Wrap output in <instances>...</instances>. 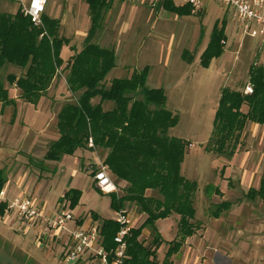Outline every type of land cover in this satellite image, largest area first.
Wrapping results in <instances>:
<instances>
[{
	"label": "trees",
	"instance_id": "1",
	"mask_svg": "<svg viewBox=\"0 0 264 264\" xmlns=\"http://www.w3.org/2000/svg\"><path fill=\"white\" fill-rule=\"evenodd\" d=\"M113 1L85 0L90 27L79 49L70 45L73 53L66 60L60 52L70 39L60 33L59 18L43 14V26H36L21 7L14 13L0 11V72L5 66L18 68L19 74L8 72L5 80L19 90L18 96L23 102L36 105L48 94L64 64L63 70L67 71L64 79L74 100L61 103L54 120L57 137L47 144L43 159L57 161L79 150L94 151L122 191L108 193L110 206L116 211L127 203L133 204L144 215L143 222L131 226L124 236L123 264H171L169 257L197 226L194 196L198 184L181 172V163L191 142L170 134V129L178 123V116L167 108L162 87L146 85L147 66L126 77L107 79L116 64L115 51L93 39ZM158 4L178 15L191 14L187 4L177 5L172 0H159ZM226 24L224 18L215 20L208 44L200 54L202 67H208L213 58L223 53ZM182 57L192 60L188 50H183ZM248 73L251 94H245L243 89L222 87L205 150L230 157L250 122L264 127V65L251 64ZM12 102L8 87L0 79V103ZM89 140L92 146L88 145ZM89 171L92 175L94 167ZM6 180L4 168H0V190ZM209 188V184L204 186L205 191ZM213 189L219 190L217 186ZM79 196L77 188H69L63 195L70 206L76 204ZM245 196L259 197L264 203V176L259 187L250 188ZM231 203L230 200L215 203L210 215L218 217ZM5 206L6 202L0 201V215ZM173 214L175 238L167 241L165 256L160 261L157 250L164 238L156 222ZM92 216L99 218L96 213ZM99 224L102 246L110 251L116 245L114 236L120 224L113 218H102ZM143 229L150 234L148 241L140 239Z\"/></svg>",
	"mask_w": 264,
	"mask_h": 264
},
{
	"label": "rangeland",
	"instance_id": "2",
	"mask_svg": "<svg viewBox=\"0 0 264 264\" xmlns=\"http://www.w3.org/2000/svg\"><path fill=\"white\" fill-rule=\"evenodd\" d=\"M175 1L179 4H183V0ZM27 2L28 0H0V11L14 13L17 8H23ZM81 2L82 0H47L46 5V7L48 6V9H50V16H55L62 20L60 33L64 36H68L72 43L80 46L82 45V40L77 37V28H83L84 26L88 27L89 25L87 12L85 13L82 11L83 9L80 10ZM156 2L157 0H115L111 13L110 11H106L104 14L102 27L104 28L107 25L108 18L109 20L112 19V22L115 19H122L124 21V19L129 16L130 9L149 6L151 4L154 5ZM83 4L85 5V1H83ZM67 5L69 7L68 9ZM48 9L45 11L46 14ZM71 10L72 12H75V16L71 13ZM166 16L171 20L167 22L165 30L168 33L173 31L176 35H180L182 38L181 43H185V47H189L192 43L194 34L198 35L201 33L203 40L209 38L216 19L221 20L224 18L226 20L227 24L224 32L226 38L225 40H222V42H226V44H223L224 62L220 70L214 69L217 64L216 62L212 65L210 70L206 71H204L198 62L196 63V68H200L203 73L205 72L207 75L212 74L209 76H211L215 89H217L219 84L223 85V87H229L232 89H243L249 84L248 69L250 65H264V37L252 38L242 36L236 25L231 22L223 12L222 7L214 2H210L206 10L199 15L189 14L182 17H175L179 19H173L174 15L172 13H166ZM144 29L145 28L143 27V30ZM111 34L113 33L111 32ZM75 35L76 39L74 38ZM153 35L154 34L152 33V36ZM150 36L146 38V41L148 42L147 45H149L154 38H151ZM179 44L180 41L176 44L177 46L170 49L171 61H173L171 65L173 68L177 66V60L178 62H181L178 50ZM202 44L203 43L197 47V51L201 49ZM190 49L193 51L194 48L191 46ZM166 50L167 47L164 46V53ZM196 59L198 60V52ZM176 70L177 68H175V71ZM8 72L19 74V69L12 66H5L0 72V79L3 81L4 85L8 87L9 95L11 97H18V89L9 85L5 80V75ZM126 75L127 74H114V72H110L107 74V79L119 76L125 77ZM64 76L65 74L57 75L58 79L60 78V81H63ZM166 76H169L170 83H173L177 79V74L175 73L166 74ZM212 98L214 99V93H212ZM205 99L206 96L203 93L202 104L196 111L193 109L190 110L188 103H186L185 106L181 104L172 109L173 113L178 116L179 122L176 127L170 129V134L176 136L186 135L185 137L190 138L187 140L192 143L186 148L184 163L186 162L185 166L187 169L186 171L188 172H184V175L188 177L187 175L190 172L195 176L198 184L206 183L210 185V188L206 191L204 190V185L200 187L202 190L194 196V198L202 204L203 209L200 210L199 205L196 203V200H194V205L197 211L195 219V223L197 224L196 230L201 228V224L210 223L209 217H212L210 213L214 208L215 203L224 199L230 200L231 202H248L247 210H249V215L253 218L252 220L255 227H253V231L250 232L248 239H246L245 247L248 248L250 252L257 255V250L260 251L261 248L264 247V234L257 230L258 226L264 223V203L259 197H255L254 199L247 198L245 196L246 190L241 187V182L242 178L245 177L249 180L250 186L257 187L260 178L264 176V127L260 125L258 128H249L248 124L240 135L239 142L234 151V157H229L226 154L217 155L213 152H211L212 155L204 154L198 142L205 141L206 139L205 133L201 131L202 126H200V124H203L201 122H203L204 111L207 107ZM66 100H74V95H72L67 88L64 97L55 100L48 93L41 101L42 106L51 113V122L48 129L50 130V133L52 131V135L53 133H56L54 126L55 115L61 103ZM97 100L98 98L94 99V102ZM47 111H42V115H35L32 109L28 108L26 113L27 120L33 121L31 123L36 125L35 128H39L42 121L48 117ZM199 116L201 119H199ZM2 136L0 125V145L4 144ZM43 152V147L41 145L39 146V149L32 152L33 155H29L25 148L21 147L20 152L16 155V161L15 159H5L1 162V165L3 164L5 166V173L9 180L8 184L5 186V189H8L9 193V195L7 194V198H12L18 195H31L37 202L45 207L46 211L52 212L58 202H68V205L70 206V201L63 197L64 192L69 188H77L80 190L78 201L74 206L68 208L76 220L70 221L68 227H72L76 222L79 223V221L83 220L84 222L80 225H86L89 221L92 223H98L102 218H113L115 216V210L110 206L109 194L104 193L96 185V187L93 185V178L87 164L89 161H92L93 163L98 161V155L94 151L79 150L75 155H63L61 159L57 161L44 160ZM82 159L84 163H82ZM8 165H10V173H8ZM243 170H246V175H242ZM19 180L21 181L20 184H18ZM216 186L219 189L218 191L213 189ZM2 189L5 191L4 188ZM114 192L120 194L122 191L121 188L116 186ZM125 208L132 217V226H139L144 220V215L139 213L137 207L133 204L127 203L125 204ZM6 209L7 205L5 206V211L8 213L4 214V216L7 217L5 225L9 233L15 235V232H19L16 231L15 228L16 223L14 221V213L9 212ZM93 213L98 214L99 218L97 220L93 218ZM226 220L227 219H224L223 222H227ZM156 226L164 238L163 243L157 250V257L161 261L164 258L168 247L167 241L175 238V214L165 219H159L156 222ZM220 226H222V224H220ZM34 238V231L29 230L25 237L26 244L24 246L29 248L30 253H35L36 256H33L32 254V258H40L42 264H66L61 255L63 250L62 239L48 240L46 242L48 245L42 249L38 246L37 243L39 242L37 240V243H34ZM140 239L144 241L150 239V234L146 229H143ZM240 241L241 239L235 237L230 239V242L237 246H239ZM43 243H45V241ZM2 246H4V244L0 241V247ZM181 246L182 245H180V247ZM223 246L225 247V245ZM177 252L178 251L174 252L169 257L171 262L173 257L177 255ZM210 252L213 254V256L210 257L212 263L226 264L228 262L224 256L215 252L213 248H211ZM34 263L35 262L32 259L28 262V264ZM73 264H100V262L98 258L94 256L85 255Z\"/></svg>",
	"mask_w": 264,
	"mask_h": 264
},
{
	"label": "crops",
	"instance_id": "3",
	"mask_svg": "<svg viewBox=\"0 0 264 264\" xmlns=\"http://www.w3.org/2000/svg\"><path fill=\"white\" fill-rule=\"evenodd\" d=\"M83 1L85 0H82L80 10L83 9L82 11L85 13L87 12L88 14L87 4L85 2L84 5ZM172 1L177 5H181V3L179 4L175 0ZM158 2L159 0H157L154 5L151 4L149 6L130 9L129 16L126 17L124 21L122 19H115L112 22V19L109 20L108 18L107 25L104 28L101 27L96 32L93 40L99 45L112 48L115 51L116 64L109 71V73L114 72V74H127L126 76H129L133 71L140 70L144 66H147L148 75L146 79V85L148 87H162L164 89L166 94V106L171 111L181 104L185 106L186 103L189 104L190 110L193 109L196 111L202 104V94L204 93L206 96L205 104L207 107L204 111L202 120L203 122H201L203 124H200V126H202L201 131L205 133L206 139L205 141H199L198 144L200 145L204 154H211V152L205 150L204 147L211 134L214 113L218 105L220 92L223 85L219 84L217 89H215V85H213L211 76H209L212 74L207 75L205 72L203 73L200 68H196L197 62L200 65V54L208 44L209 38H204L205 40H203L201 33L198 35L194 34L192 43L189 45V47H185V43H181L182 38L180 35H176L173 31L168 33L165 30L167 27V22L171 20L167 18L166 13H172L174 15L173 19H179L175 17H182L185 15H178L174 12L168 11L161 7ZM112 7L113 4L107 11H110L111 13L113 9ZM68 8L69 7L67 5V9ZM47 9L48 6H45V11H47ZM49 10L50 9H48L47 14L45 12L44 13L49 17L57 18L55 16H50ZM72 10L71 13L75 16V12H72ZM61 21L62 20L60 19V25ZM89 27L90 19L88 27L84 26L83 28H77L78 39L81 38L83 41ZM143 27L145 28L144 30ZM110 31L113 34H111ZM152 33L154 34L153 36ZM148 36L151 38L154 37L149 45H147L148 42L146 41ZM74 38L76 39V35ZM179 41L180 44L178 45V50L181 62H178L177 60V66L173 68L171 65L173 61H171L170 49L174 46H177L176 44H178ZM70 42L69 44L63 45L61 48L60 55L63 60H66L73 53V50L70 49V45L78 49L81 47L80 45L72 43V41ZM201 43H203L202 47L199 51H197V47ZM164 46L167 47L165 53ZM191 46L194 48L193 51L190 49ZM183 50H188L192 54V60L190 62L183 59ZM197 52L198 60L196 59ZM215 62L217 64L214 69L220 70L224 62V51L219 57L213 58L208 67L200 66L204 69V71L210 70ZM63 67L64 64L60 67V70L57 74L67 73L66 70H63ZM175 68H177L176 71ZM172 73L177 74V79L173 83H170V78L169 76L167 77L166 74ZM66 88L67 85L65 79L60 81V78L58 79L56 76L49 87L48 93L53 97V99L58 100L64 97L66 94ZM212 93H214V99L212 98ZM12 98L14 100L12 103H0V125L1 134L3 135L2 141L4 143L3 145H0V168L5 167L3 164L1 165V162H3L5 159H15L16 161V155L18 152H20L21 147H24L29 155H33L32 152L36 149H39V146L41 145L43 147L44 156L47 146L46 144L57 137V132L53 133L52 135V131L50 133V130L48 129V126L51 122V113L47 111L44 106H42L41 101L43 98H41L36 105L22 102L19 96ZM28 108H31L35 115H42V111L48 112V117L42 121L39 128H35L36 125L31 123L33 121L27 120L26 113ZM199 119H201L200 116ZM258 126L260 125L255 122L249 123V128H258ZM180 136L186 140L190 139L189 137H185L186 135ZM184 161L185 156L181 163V172H183V175L184 172H188L186 171V162L184 163ZM91 163L93 162L89 161L87 166H89ZM7 169L9 170L8 173H10V165L7 166ZM242 175H246V170H243ZM184 176L186 177V175ZM187 176L188 177L186 178L194 179L196 181L195 176H193L190 172ZM20 180L18 184H20ZM8 182L9 180L7 179L3 186L4 189ZM259 183L257 187L250 186L249 180L243 177L241 187L247 192L250 188H258ZM203 185L205 186L207 184H198L196 191L197 194L202 190L200 187ZM5 192L7 197V194L9 195L8 189H5ZM194 200H196V198H194ZM0 201L3 200L0 199ZM196 203L199 205L201 210L202 204H200L197 200ZM247 206L248 202H232L230 207L224 210L218 217H209L210 223L201 224V228H199V230H196L191 236L186 237L182 246L178 250L177 255L173 257L171 264H214L210 258L213 256L212 252H210L211 248L228 260L226 264H264V247H262L260 251L257 250V255L253 254V252H250L249 249L245 247L246 239H248L250 232L253 231V227H255V224L252 220L253 218H251L249 215V210H247ZM5 213L8 212L4 211V213L0 215V241H2L4 244V246L0 247V264H28L31 259L34 260V264H42L41 259L37 257L32 258V254L34 256L35 253H30L29 248L24 246L26 244L25 237L28 231L24 233L15 232V235H11L9 233L5 225L7 221V217L4 216ZM196 214L197 211L195 208V219ZM224 219H227V222H223ZM83 222L84 220L80 221L78 224ZM220 224H222V226H220ZM257 230L264 234V223L259 225ZM233 237L241 239L239 246L230 242V239ZM35 238L33 241L34 243H37ZM46 242L47 241H45V243L42 245L39 243L37 244L43 249V247L48 245ZM223 245H225V247Z\"/></svg>",
	"mask_w": 264,
	"mask_h": 264
},
{
	"label": "built area",
	"instance_id": "4",
	"mask_svg": "<svg viewBox=\"0 0 264 264\" xmlns=\"http://www.w3.org/2000/svg\"><path fill=\"white\" fill-rule=\"evenodd\" d=\"M214 2L222 7L228 19L233 22L242 36L264 37V0H183L190 7L191 14L203 13L208 4ZM47 0H28L23 11L36 26H43L42 15ZM225 44L226 42L223 41ZM245 94L252 93V86L243 88ZM89 146L92 141L89 140ZM92 174L95 185L104 193L116 190V185L108 174L107 166L99 159L94 163ZM0 199L6 202L7 211L14 213L16 231L24 233L33 230L39 244L53 239H62V259L66 264H73L83 256H94L100 264H123L126 257L124 236L132 226V217L124 207L114 212L113 219L120 224L114 236L115 247L106 251L102 246L100 224L88 222L86 225L76 224L68 227L70 221L76 220L68 210V202H58L54 211L48 212L31 195L6 197L0 190Z\"/></svg>",
	"mask_w": 264,
	"mask_h": 264
},
{
	"label": "water",
	"instance_id": "5",
	"mask_svg": "<svg viewBox=\"0 0 264 264\" xmlns=\"http://www.w3.org/2000/svg\"><path fill=\"white\" fill-rule=\"evenodd\" d=\"M94 166V163H91L89 166H88V168H91V167H93Z\"/></svg>",
	"mask_w": 264,
	"mask_h": 264
}]
</instances>
